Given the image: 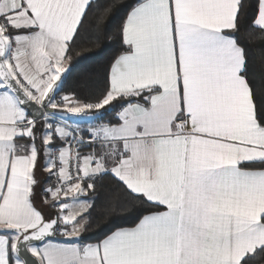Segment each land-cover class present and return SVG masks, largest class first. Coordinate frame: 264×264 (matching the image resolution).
<instances>
[{
	"label": "snow or ice",
	"instance_id": "snow-or-ice-1",
	"mask_svg": "<svg viewBox=\"0 0 264 264\" xmlns=\"http://www.w3.org/2000/svg\"><path fill=\"white\" fill-rule=\"evenodd\" d=\"M0 264H264V0H0Z\"/></svg>",
	"mask_w": 264,
	"mask_h": 264
},
{
	"label": "trees",
	"instance_id": "trees-1",
	"mask_svg": "<svg viewBox=\"0 0 264 264\" xmlns=\"http://www.w3.org/2000/svg\"><path fill=\"white\" fill-rule=\"evenodd\" d=\"M120 15L121 13L118 10L108 17L106 23L101 25L99 29L91 28L86 33L82 32L83 42L87 47L80 46L79 51L83 55H77L75 51L73 52L71 69L65 83L66 89L80 90L81 85L85 82L92 88L103 86L108 63L120 49V40L116 35V26L119 23ZM77 43L81 44L80 39ZM110 115V113L106 114L104 118L108 119ZM104 183L107 187L101 190V202H98L97 209L93 212V224L89 231L84 233V240L96 239L101 236L106 226H111L112 221L125 225L132 222V218L120 209H117L116 214L113 216L105 217L102 220L98 219V213L101 211L100 203H102L103 197L108 194L107 188L111 187L107 179ZM34 199L39 202L42 201L39 194ZM52 211L49 208L46 211L42 210L46 217Z\"/></svg>",
	"mask_w": 264,
	"mask_h": 264
},
{
	"label": "rangeland",
	"instance_id": "rangeland-1",
	"mask_svg": "<svg viewBox=\"0 0 264 264\" xmlns=\"http://www.w3.org/2000/svg\"><path fill=\"white\" fill-rule=\"evenodd\" d=\"M34 202H35L36 206L39 207V209L42 208L43 211H46L48 209L47 206H45V205H43V203H41L42 201L39 202V201H36L34 199Z\"/></svg>",
	"mask_w": 264,
	"mask_h": 264
},
{
	"label": "crops",
	"instance_id": "crops-1",
	"mask_svg": "<svg viewBox=\"0 0 264 264\" xmlns=\"http://www.w3.org/2000/svg\"><path fill=\"white\" fill-rule=\"evenodd\" d=\"M36 205V204H35ZM37 207V206H36ZM38 208V207H37ZM39 209V208H38ZM40 210V209H39ZM42 211V210H41ZM55 239H57V240H62V239H64V238H62V237H59V236H57Z\"/></svg>",
	"mask_w": 264,
	"mask_h": 264
}]
</instances>
